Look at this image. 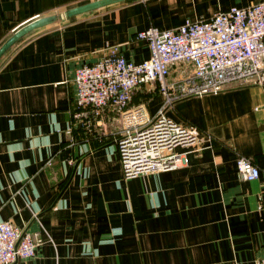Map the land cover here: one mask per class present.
<instances>
[{"label":"crops","instance_id":"obj_1","mask_svg":"<svg viewBox=\"0 0 264 264\" xmlns=\"http://www.w3.org/2000/svg\"><path fill=\"white\" fill-rule=\"evenodd\" d=\"M90 1L0 0V44L37 17ZM259 1L122 0L34 29L6 51L0 220L41 239L32 257L13 264H252L264 257L261 86L231 84L176 100L166 116L195 126L201 149L187 152L181 166L131 178L122 177L116 151L118 115L106 108L85 127L71 116L74 70L103 48L117 45L123 59L138 63L149 53L137 31L173 29ZM148 87L133 92L131 103H144L151 115L161 97L141 100ZM237 155L258 168L256 179L239 178Z\"/></svg>","mask_w":264,"mask_h":264},{"label":"built area","instance_id":"obj_2","mask_svg":"<svg viewBox=\"0 0 264 264\" xmlns=\"http://www.w3.org/2000/svg\"><path fill=\"white\" fill-rule=\"evenodd\" d=\"M134 39L145 42V60L126 61L117 45H110L94 62L78 66L73 76L74 124L88 126L106 108L118 115L115 142L123 178L181 166L187 152L201 149L204 137L195 126L166 116L176 100L215 94L231 84L251 83L264 90V1L217 11L207 19H186L173 29L149 26ZM173 68L178 75L170 78ZM142 87H148L147 92L156 89L161 97L151 115L144 103H131L133 92ZM234 163L240 179L258 177L248 157L237 155ZM40 243L35 233L0 220V264L32 257ZM252 264H264V257Z\"/></svg>","mask_w":264,"mask_h":264},{"label":"water","instance_id":"obj_3","mask_svg":"<svg viewBox=\"0 0 264 264\" xmlns=\"http://www.w3.org/2000/svg\"><path fill=\"white\" fill-rule=\"evenodd\" d=\"M122 0H93L84 4L70 7L60 14H50L37 17L30 22L20 26L14 30L7 38L0 44V58L6 53V51L15 43L19 42L24 35L30 31L46 26L55 22L58 19H66L70 16L77 15L95 8H99L108 4L116 3Z\"/></svg>","mask_w":264,"mask_h":264},{"label":"trees","instance_id":"obj_4","mask_svg":"<svg viewBox=\"0 0 264 264\" xmlns=\"http://www.w3.org/2000/svg\"><path fill=\"white\" fill-rule=\"evenodd\" d=\"M142 94H143V97L141 98V100H144L145 98H148L149 96L158 95V92L156 89H154V90L149 91V92H143ZM133 97H134V100H135V98H136V101L139 100L138 96H133Z\"/></svg>","mask_w":264,"mask_h":264},{"label":"rangeland","instance_id":"obj_5","mask_svg":"<svg viewBox=\"0 0 264 264\" xmlns=\"http://www.w3.org/2000/svg\"><path fill=\"white\" fill-rule=\"evenodd\" d=\"M156 96H157V97H159L160 95L158 94V95H156ZM156 101H157V100H156ZM152 103H154V105H155V103H156V102H154V101H151V104H152Z\"/></svg>","mask_w":264,"mask_h":264}]
</instances>
